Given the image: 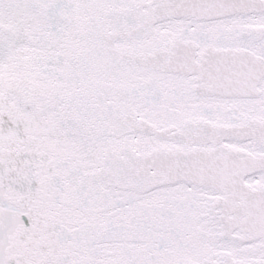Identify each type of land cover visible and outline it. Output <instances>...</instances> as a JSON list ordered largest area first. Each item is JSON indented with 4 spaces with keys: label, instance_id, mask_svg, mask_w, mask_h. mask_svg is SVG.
<instances>
[{
    "label": "snow or ice",
    "instance_id": "1",
    "mask_svg": "<svg viewBox=\"0 0 264 264\" xmlns=\"http://www.w3.org/2000/svg\"><path fill=\"white\" fill-rule=\"evenodd\" d=\"M0 264H264V0H0Z\"/></svg>",
    "mask_w": 264,
    "mask_h": 264
}]
</instances>
